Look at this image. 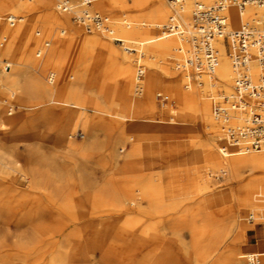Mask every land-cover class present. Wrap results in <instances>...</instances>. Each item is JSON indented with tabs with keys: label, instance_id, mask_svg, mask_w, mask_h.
Here are the masks:
<instances>
[{
	"label": "bare ground",
	"instance_id": "obj_1",
	"mask_svg": "<svg viewBox=\"0 0 264 264\" xmlns=\"http://www.w3.org/2000/svg\"><path fill=\"white\" fill-rule=\"evenodd\" d=\"M57 1H59L58 4ZM76 1L78 0H0V48L6 47L5 53H9L10 46L14 43L29 42L26 47L28 50L26 56L31 57L36 53L37 68L44 66L53 68L48 73L47 83L49 85L56 83L52 87L43 86L37 79L28 78L22 83L23 68L27 67L22 62H13V65L8 63L11 68L15 66L14 75H10L9 70L3 69L9 76H0V89L4 94L9 91V94L8 100L0 101V106L10 105L7 109L8 116L12 115L13 108L18 113L11 119L0 114V153L7 151L8 144L15 140L25 143L32 153H36L40 148L42 149L43 130L54 131L58 140L63 143V147L71 152L73 159L77 158L75 160L81 163L79 177L83 194L89 195L88 200H93L91 194L94 197L100 195L104 199H110L113 207L124 217L112 241L113 243L114 239L121 241L118 243V249L123 258L132 264H183V261L185 264H244L243 256L246 253H243L239 246L229 247L226 241L227 234L222 230L223 225L213 227L208 219L210 216L205 214L202 227L206 229L200 231L201 224L196 222V217L200 206L209 207L217 203L218 197L215 194L212 195L210 186V176L215 164H218V170L230 179L237 177L245 168L251 170L264 168V140L259 149H254L252 148L254 139L245 133L251 123V115L255 112L264 116V112L250 94H245V99L240 101L235 93L236 82L243 73L256 83L259 77L264 75V67L252 61L246 69H239L234 58L235 48L227 44L226 39L220 38L214 44L217 57L214 74H207L203 54L192 41V16L197 1L209 5L212 0H168L169 6L164 0H81V9L74 18L77 21L84 16L89 19L93 15L101 16L89 8L91 4L103 13L106 11L110 13L105 21L101 16L102 25L99 30L92 29L96 30L94 35H88L83 30L72 26L70 17L74 13V5L71 2ZM62 5H67L69 10L63 11ZM190 5V24L182 29L174 21L173 16L175 14L180 23L187 24ZM112 12L131 13L130 22L133 25L125 24L123 28L124 34L128 36L153 34L155 28H161V36L151 37L143 41L141 45L155 44L160 54L170 55L172 59L167 61L161 56L162 59L159 62L164 65L159 67L161 71L149 69L145 70L144 75L143 69L137 70L135 79L140 81L144 77L141 84L145 91L147 90L144 98L129 97L130 69L119 66L121 73L127 76L126 82L117 95L104 93L103 100L109 104L101 106L96 96L89 97L80 88L72 86L69 83L68 74L63 72L62 68L55 70L54 67L65 66V63L70 65L75 63L83 66L85 71L90 68L93 70L95 67L103 68L105 58L86 62V54L96 50L107 51L110 60L108 62L115 65L117 63L115 57L118 56L101 37L102 35L111 36L115 32L106 28L108 23L115 21L114 15H111ZM224 15L227 19L226 32L231 33L243 27L260 26L264 11L254 3L241 7L233 0H226ZM167 17L170 19L168 24L161 27V22ZM81 26L86 29L85 26ZM168 28H174V30L170 32L167 31ZM229 29L233 31L230 32ZM51 35H53L52 38ZM172 37H178L186 42L190 47L189 54V47ZM46 38L54 42L49 49H47L49 42L41 46V41ZM121 41L125 42V40ZM125 51L134 52V49L126 47ZM142 53H144L143 50L140 51V54ZM187 54L188 57L179 67L185 74L184 79L169 77L171 67L179 65V61ZM159 84L162 86L165 102H168L166 106L165 103L163 104L164 108L161 112L170 109L175 116L169 121L166 119L163 121L156 119V121L146 117L149 114L158 113L153 91ZM232 84V93L224 95L222 102L213 108L212 103L215 99L213 92L222 88L227 94ZM137 88L141 90L139 86ZM160 95L157 93V96ZM56 109L62 112L58 120L55 115ZM74 109L76 111H73ZM105 116L131 121L136 125L133 129L123 128L115 122L104 121L105 118L102 117ZM76 126L82 127L86 135L100 129L115 135V138L129 135L133 141L125 155L124 167H116L117 161L113 153L109 154V165L106 170L112 173L102 187H91L92 189L87 188L89 185L85 187V160L82 156L78 159L79 148L65 140L66 136L68 135L69 138L71 134L67 132H72ZM198 126L202 127V132L198 130ZM177 137L188 138L194 145L201 147L204 150L205 164L200 168L188 169L193 172L187 171L185 174L187 181L180 185L170 181L165 182L163 177L159 176L161 173H154L147 180L140 179L133 166L137 165L141 172L140 145L142 141L175 140ZM247 154L249 156H246ZM171 173L174 174L175 171ZM28 174L31 185L49 187L51 191H56L59 187L54 184L51 173L41 172L39 167L33 164L28 168ZM118 174L121 179L126 180L125 190L121 196H117L112 188V180ZM252 186L253 184L245 183L236 187L240 206H246L249 203V191ZM194 201H199L196 207L182 210L185 203ZM251 201L252 204L257 203V205L247 217L250 221L262 223L264 192L259 189ZM143 203L147 204L146 209L142 208ZM176 212H179V215L167 222L171 218L170 214ZM140 213L161 217L157 222L148 221L147 218L140 217ZM187 213L192 218L189 229L192 242L188 250L184 249L180 237L182 220ZM254 224L234 225L237 233L234 243L238 245L244 242L246 233L254 228ZM160 226L169 230L172 233L171 237H167L164 233L160 234ZM137 229L140 231L135 232ZM260 257L261 260L259 255L248 254L246 258L249 262L264 264V255Z\"/></svg>",
	"mask_w": 264,
	"mask_h": 264
},
{
	"label": "rangeland",
	"instance_id": "obj_2",
	"mask_svg": "<svg viewBox=\"0 0 264 264\" xmlns=\"http://www.w3.org/2000/svg\"><path fill=\"white\" fill-rule=\"evenodd\" d=\"M164 2L169 6L168 0H164ZM56 3L58 4L59 1ZM71 3L74 5V13L70 17L72 26L83 30L88 35H94L96 30H91V33L86 32L87 29L83 28L77 19H74L81 9V0ZM191 5L189 7L187 24L180 23L175 14L173 16L175 18L174 21L182 29L188 27L190 24ZM89 8L94 13H99L103 17V21L107 20V17L110 16L109 12L106 11L103 13L92 4ZM130 14L129 12H112L111 15H114L115 21L108 23L106 28L115 30V32L111 36H101L118 56L115 57V61L117 62L115 65L108 62L110 60L107 51L96 50L86 54V62L90 63L105 58L103 68L95 67L93 70L90 68L85 71L83 66L75 63L70 65L69 63H65L66 61H64L65 66H62V62V67H54L55 70H61L62 68V71L68 74L69 83L72 86L80 88L89 97L96 96L101 106L109 104V102L103 100L104 93L117 95L126 82L125 79L127 76L125 77V75L121 73L119 66H126L130 69L129 97L144 98L145 95H147V90L145 91V88L141 85L144 77H142L140 81L136 80L135 76L137 70L143 69L144 75L145 70L147 71L149 69L161 71L159 67L164 65L160 63L159 60L165 58L167 61H170L172 59L170 55L164 56L160 54L155 44L141 45L143 41L151 37L161 36V28H155L153 34L129 36L124 34V25H133V23L130 22ZM18 17H21V15H18ZM168 17L161 22V27L168 24L170 20ZM229 31L231 32L233 30L229 29ZM50 37L52 38L53 35ZM49 38L43 39L41 41V46L45 45V42H49V46L47 47V49H49L54 43L50 42ZM172 38L183 42L189 47V45L180 38ZM121 40H125V42ZM28 44L29 42L26 41L14 43L10 46L9 53H5L6 47L4 49L3 46V49L0 48V50L4 51L3 53L0 51V60L6 61L12 65L13 62H22L27 65V67L23 68L22 83L26 78L33 80L37 79L41 85L48 86L47 76L49 71L53 68L49 66L37 68L35 66L37 54L34 53L31 57L26 56V54H28L26 48ZM126 47H129L131 50L134 49V52H126ZM142 50L144 53L140 54ZM188 50L189 54L190 47ZM188 54L184 59L179 61V65H175V68L171 67V74L169 77L180 80L184 79L185 74L179 67L180 64L186 60ZM14 68L15 66L9 70L10 75H14ZM6 73L7 72L3 70V65H0V76H9V74ZM55 85L56 83L49 86L52 87ZM138 86L141 90H138ZM161 87V84H159L153 91V98L156 101L158 113L149 114L146 117L148 119H158V121H163V119L169 121L171 117L175 116L170 109L161 112L163 110L162 108H164L163 104L165 103L166 106L168 103L165 102L166 98ZM232 91L233 84L227 94H225L222 88L216 89L213 92V95L215 94V99L212 103V107L214 108L218 103L222 102V97L231 94ZM157 93L161 95L157 96ZM8 94L9 91L4 94L0 89V101L4 102L8 100ZM8 106L10 105H1L0 114L9 119L15 118L18 113L17 110L13 108L12 115L8 116ZM73 111L76 110L74 109ZM61 113L60 109L55 110L56 120H58V116H60ZM102 118H105L104 121L107 122H115L123 128L133 129L136 125V123L131 121H122L108 116ZM166 120H164V122ZM158 125L160 124L158 123ZM198 130L202 132V127L198 126ZM47 131L48 130H43L42 149L40 148L36 153H32L27 148L26 144L19 140L9 143V149L4 151V153L1 152L0 264H132L123 258L118 249V243L121 241L117 239H114V243L112 241V237L115 235L117 227L123 222L124 217L113 207V203L110 199H104L100 195H95L94 197L91 194L93 200H88L90 197L89 195L83 194L80 183L79 168L81 167V163L75 160L77 158L73 159L71 152L63 147V143L58 140L54 131ZM67 133L71 134L69 138L66 134L65 140L77 146L79 148L78 159L82 156L85 160L86 182L84 184L86 185L85 187L89 185L87 187L89 189H92L91 187H102L105 180L111 175L112 171L106 169L109 165L108 160L112 153L117 161L116 167H124L125 155L128 153L133 143L129 135L125 134L119 138H115V135L100 129L95 130L90 135H86L82 127L76 126L72 132ZM175 140H178L180 144L174 147L165 146L162 149H155L152 156H146L145 162L149 164V166L145 172L142 170L140 172L137 165L133 166L140 179L147 180L150 179L154 173L163 172L159 174V176L163 177L165 182L170 181L174 182L175 185H180L187 181L185 174L190 170V166H192L188 163L189 157L194 155V149L202 153H204V150L194 145L192 140L188 138L177 137ZM249 154L251 155L252 153ZM246 156L249 155L247 154ZM152 157L155 158L153 164L151 163ZM32 164L39 167L41 172L51 173L54 184L59 186L56 191H51L49 187L45 188L39 185H31L28 168ZM204 164L205 161L203 162V165ZM170 167L175 170L174 174L169 172L170 170L168 168ZM218 168L219 165L215 164L213 173L210 176L212 195L215 194V196L218 197L216 199L217 203L209 207L200 206L196 222L201 224L200 231L206 229L202 227L205 220L204 215L210 216L208 219L211 221L213 227H218L220 225L224 226L222 230L227 234L226 241H228L229 247L235 248L239 246L241 249L247 240L248 232L250 233L257 230L264 234V220L261 221L262 223H256L250 221L247 217L249 212L257 205V203L252 204L251 198L253 195H255L259 189L264 192V168L259 170H251L249 168L242 169L234 179H230L225 173L220 172ZM191 172L193 171L191 170L188 173ZM112 181L113 192L117 196H121L125 190L124 184L126 180L121 179V176L118 174ZM245 183L253 184L249 191L250 200L247 205L245 204L246 206H240L241 202L237 198L235 190L239 184ZM198 203L199 201L187 202L183 205L182 210L193 209ZM146 205V203H143L142 208L146 209ZM259 205H261V203ZM140 214V217H145L148 221L157 222L161 217L160 215L148 216L144 213ZM178 215L179 212L171 213V218H169L167 222L172 221ZM253 223H255L254 228L246 233L244 242L238 245L234 243V238L237 234L234 225L250 226L253 225ZM182 224L181 242L184 245V249L188 250L192 242L189 230L192 224L190 214H185ZM139 231L140 229L135 230V232ZM159 233H164L167 237H171L172 235V233L163 226L159 227ZM242 252L246 253V251ZM248 254L249 253H246L243 256L244 264H250L249 260L246 258ZM259 258L261 260L260 255ZM182 263L185 264V261Z\"/></svg>",
	"mask_w": 264,
	"mask_h": 264
},
{
	"label": "built area",
	"instance_id": "obj_3",
	"mask_svg": "<svg viewBox=\"0 0 264 264\" xmlns=\"http://www.w3.org/2000/svg\"><path fill=\"white\" fill-rule=\"evenodd\" d=\"M225 2L226 0H212L211 4L206 5L197 1L194 5L192 41L196 43V47L203 54L207 74H214L217 62L214 44L220 38L226 39L227 44L235 48L234 58L239 69H246L252 61L264 67V17L260 26L243 27L238 31L227 33V19L224 15ZM233 2L241 7L254 3L264 11V0H233ZM61 7L63 11L69 10L67 5ZM78 22L85 26L88 31L99 30L102 25V18L98 15H93L90 19L84 16L78 19ZM172 30L174 28L167 29L170 32ZM0 65H3L5 70L11 69L6 61L0 60ZM235 93L240 101L245 99V94H250V97L258 102L259 108L264 112V75L260 76L258 82L254 83L246 73H243L236 82ZM245 133L254 139L252 148L259 149L264 140V116L254 112ZM250 264H256V262L251 261Z\"/></svg>",
	"mask_w": 264,
	"mask_h": 264
},
{
	"label": "crops",
	"instance_id": "obj_4",
	"mask_svg": "<svg viewBox=\"0 0 264 264\" xmlns=\"http://www.w3.org/2000/svg\"><path fill=\"white\" fill-rule=\"evenodd\" d=\"M178 144H180L178 140H167V141L166 140H149V141L142 142L140 145V167H141V170L143 172L146 171L149 164H146L145 158L147 155L152 156L155 149H158V148L162 149L165 146L174 147V146H177ZM194 150H195L194 155L190 156L188 159V163H190L192 165V166H190L189 169L200 167L203 165V162H204L203 153L197 149H194ZM154 161H155V158L152 157L151 163L153 164ZM168 169L170 170V171L168 170L169 172L175 171L172 167H170ZM161 173H163V172H161ZM248 233H247V238H246L247 240L243 244V246L241 247V250L246 251V253H249V254L264 255V234H262L260 231H257V230L250 232L249 234Z\"/></svg>",
	"mask_w": 264,
	"mask_h": 264
}]
</instances>
